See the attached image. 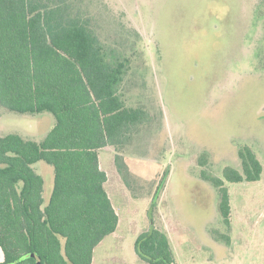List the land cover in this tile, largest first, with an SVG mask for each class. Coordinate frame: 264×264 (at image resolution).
I'll list each match as a JSON object with an SVG mask.
<instances>
[{
    "label": "rangeland",
    "instance_id": "374dc122",
    "mask_svg": "<svg viewBox=\"0 0 264 264\" xmlns=\"http://www.w3.org/2000/svg\"><path fill=\"white\" fill-rule=\"evenodd\" d=\"M81 8L113 56L131 62L128 106L149 120L121 153L103 149L102 168L120 226L96 247L93 264H150L135 243L152 224L171 241L174 264H264V0H68ZM53 114L0 104V137L43 140ZM250 147L263 165L257 181L229 182ZM44 206L54 166L39 161ZM204 175L209 176L205 178ZM223 180L231 222L220 211Z\"/></svg>",
    "mask_w": 264,
    "mask_h": 264
},
{
    "label": "trees",
    "instance_id": "16d2710c",
    "mask_svg": "<svg viewBox=\"0 0 264 264\" xmlns=\"http://www.w3.org/2000/svg\"><path fill=\"white\" fill-rule=\"evenodd\" d=\"M68 0H0V104L20 113H51L55 126L40 141L13 133L0 137V264H93L96 247L120 222L101 167L100 150L116 149L119 173L129 184L120 152L148 113L128 106L123 83L131 62L113 56L96 28ZM242 170L227 167L229 182L257 181L263 165L250 147L239 151ZM54 166L55 183L44 206V178L34 164ZM205 178L209 176L204 175ZM220 211L231 220L223 180ZM138 256L174 264L168 234L141 233Z\"/></svg>",
    "mask_w": 264,
    "mask_h": 264
},
{
    "label": "crops",
    "instance_id": "0c3cea01",
    "mask_svg": "<svg viewBox=\"0 0 264 264\" xmlns=\"http://www.w3.org/2000/svg\"><path fill=\"white\" fill-rule=\"evenodd\" d=\"M109 148H113V147L108 146V147H105V148H103V149H109ZM103 149L100 150V155H101V151H102ZM100 163H101V162H100ZM101 167H102V166H101ZM106 172H107V171H106ZM107 175H108V177H110L108 172H107ZM109 195H110V194H109ZM110 198H111V197H110ZM111 200H112V199H111ZM112 202H113V201H112ZM114 207H115V206H114ZM115 209H116V207H115ZM116 211H117V209H116ZM117 213H118V211H117ZM119 216H120V215H119ZM119 226H120V222H119ZM119 226H118V228H119ZM150 227H152V226H150ZM118 228H117V230H118ZM117 230H116L113 234H111V235H114V234L117 232ZM111 235H109V236H111ZM104 240H105V239H104ZM104 240H103V241H104ZM103 241H102V242H103ZM102 242H101V243H102ZM101 243H100V244H101ZM100 244H99V245H100ZM3 261H4V254H3V251H2V249H1V247H0V263H2ZM93 262H94V260H93Z\"/></svg>",
    "mask_w": 264,
    "mask_h": 264
},
{
    "label": "water",
    "instance_id": "95a60500",
    "mask_svg": "<svg viewBox=\"0 0 264 264\" xmlns=\"http://www.w3.org/2000/svg\"><path fill=\"white\" fill-rule=\"evenodd\" d=\"M152 227H154V225L152 224Z\"/></svg>",
    "mask_w": 264,
    "mask_h": 264
}]
</instances>
